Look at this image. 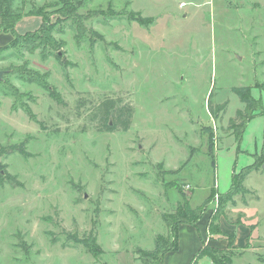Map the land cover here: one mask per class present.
<instances>
[{
	"label": "rangeland",
	"instance_id": "1",
	"mask_svg": "<svg viewBox=\"0 0 264 264\" xmlns=\"http://www.w3.org/2000/svg\"><path fill=\"white\" fill-rule=\"evenodd\" d=\"M61 7L12 0L0 17V264H142L166 234L162 214L205 198L201 246L264 264V0ZM42 18L53 41L34 48ZM247 86L255 102L237 117L232 88ZM108 99L130 106L126 130L99 119ZM242 170L248 191L232 204ZM179 246L169 262L186 261L187 233Z\"/></svg>",
	"mask_w": 264,
	"mask_h": 264
},
{
	"label": "trees",
	"instance_id": "2",
	"mask_svg": "<svg viewBox=\"0 0 264 264\" xmlns=\"http://www.w3.org/2000/svg\"><path fill=\"white\" fill-rule=\"evenodd\" d=\"M11 1L6 0L4 4L2 3V1H0V17L2 21L8 20V17L12 18V16H8V12L11 13L10 11ZM86 1L88 0H58L60 4L68 5V7H64V8L61 7L62 8L60 9L61 14L62 15L75 14L76 12L75 10L81 7ZM42 19L43 22L41 24V27L36 30L37 32L39 31L38 34L36 35L37 36L36 39L38 40L39 44L33 46L34 48L41 46V44L46 43V41H53L51 36V30L44 25V18ZM149 20L150 17H143L141 19V23L144 22L146 24L147 21ZM39 33H42L43 35H40ZM232 91L238 96L239 100L244 104L243 110L237 111L236 116L237 117L247 116L248 113L251 111L253 104L255 102V99L250 94V88L248 86L236 87V88H232ZM223 107L224 105L217 106L216 110L218 111ZM98 109H99V113L97 115L100 120L104 121V126L106 127L107 130H115V129L126 130L130 125L132 111L129 105L123 104L121 106L115 107L114 101L108 99L103 101L99 105ZM210 112L214 114L212 110ZM109 116L112 122L111 125L108 122ZM8 148L12 150H17L22 155H26V152L22 144L12 145ZM6 150H7L6 148H1L0 156L5 154ZM4 167L5 165L1 164L0 161V170H2ZM5 172L6 171H4V173H0V178L3 179L5 176H7ZM246 174H248V170H242L236 173L232 178L230 189L226 191L224 194L226 200L230 199L232 204H234V199L232 198V196H234L237 193L243 195L245 192L248 191L243 185V181ZM8 177L10 181L14 180V177L12 175L10 176L8 175ZM207 202L208 200L207 198H205L203 202L197 207H190V205L187 202L182 206L177 207V209H175L173 212V216L171 215L166 216L165 214H162L161 218L163 222L166 224V234L164 236L158 234L155 238L154 247L150 251L142 250L141 253L138 254L142 264H162L166 252L177 250L178 248L177 226L180 223H187L190 225H194V222L199 218H201ZM213 219L214 216H211L209 220V224L207 226L208 231H210V226H211L210 222H213L212 221ZM76 242L82 243L88 251H92L93 248L92 241H88L86 238L85 239L76 238ZM89 242H91V245ZM211 251H214L213 248L207 246H201L192 257L190 264H196L197 260L202 258L203 256H208L212 261L215 262V264H224L221 263V261L217 258L218 256H216L215 253ZM226 263H229V259L226 260L225 264Z\"/></svg>",
	"mask_w": 264,
	"mask_h": 264
},
{
	"label": "crops",
	"instance_id": "3",
	"mask_svg": "<svg viewBox=\"0 0 264 264\" xmlns=\"http://www.w3.org/2000/svg\"><path fill=\"white\" fill-rule=\"evenodd\" d=\"M205 226H206V220L204 219V216L201 218V220L197 221L196 226L190 225V224H180L177 230L178 248L175 251L166 252L164 255L162 264H175L176 263V262H169V258H170L169 256L173 253H178L180 251L179 245H180V233L181 232L187 233L190 237V244L192 245V247L187 254L186 261L183 262L184 264H190L192 257L201 247V237H204Z\"/></svg>",
	"mask_w": 264,
	"mask_h": 264
},
{
	"label": "water",
	"instance_id": "4",
	"mask_svg": "<svg viewBox=\"0 0 264 264\" xmlns=\"http://www.w3.org/2000/svg\"><path fill=\"white\" fill-rule=\"evenodd\" d=\"M1 75H2V72L0 71V77H1ZM262 167L264 168V163L262 164Z\"/></svg>",
	"mask_w": 264,
	"mask_h": 264
}]
</instances>
